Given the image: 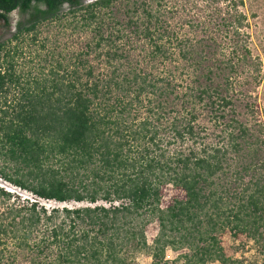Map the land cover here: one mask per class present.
<instances>
[{"label": "trees", "instance_id": "16d2710c", "mask_svg": "<svg viewBox=\"0 0 264 264\" xmlns=\"http://www.w3.org/2000/svg\"><path fill=\"white\" fill-rule=\"evenodd\" d=\"M163 2L0 0L6 26L14 11L24 15L15 39L71 15L95 35L88 50L105 47L99 55L113 67L94 80L80 59L90 52L81 51L71 70L61 73V63L27 80L16 67L19 45L0 37V144L13 165L0 174L34 195L0 209V264H147L144 253L149 264H264V122L252 121L261 61L246 0H206L216 23L204 32L218 37L196 41L173 29ZM115 8L122 18L111 21ZM132 35L150 42L164 75L133 65L124 49ZM12 89L19 96L9 101ZM205 112L221 128L218 143L198 123ZM167 184L185 196L163 207ZM13 195L0 187L4 200ZM151 219L159 229L150 242Z\"/></svg>", "mask_w": 264, "mask_h": 264}, {"label": "rangeland", "instance_id": "374dc122", "mask_svg": "<svg viewBox=\"0 0 264 264\" xmlns=\"http://www.w3.org/2000/svg\"><path fill=\"white\" fill-rule=\"evenodd\" d=\"M92 1V0H91ZM152 1V0H151ZM164 9L169 17L170 24L173 29L179 32L180 35L185 36L189 39H200L206 36L207 39L218 37L217 33L208 34L204 32V28L214 29L213 22L216 23L213 18V8L206 0H164ZM154 5L155 2H153ZM225 5V2L222 3ZM121 7V4H117ZM241 9L246 11L248 14V21L250 26L246 27L247 31L251 33L249 39L250 46L254 55L259 56L260 59V81L257 85H253L252 99L256 104L255 113L256 117L252 118L264 122V0H246V5L241 6ZM116 12V8L113 9ZM117 15L118 19L122 18L120 12L108 15V18L113 21V18ZM214 15V16H213ZM24 15L19 13L17 10L11 13L10 20L11 26H6L3 21H0V37L1 40L7 43L8 48L19 45V54H17L15 61L16 67L19 73L23 74V77L27 80H41L48 77L52 69L59 70V64L62 63L63 67L60 68V72L64 73L67 70H71L73 65L77 62V58L81 51H89V55H82L81 60H87L86 66L82 67V72L89 67L93 68L92 79H100L102 81L107 80L113 71V67L106 62L105 55H99L103 52L105 47L94 49L93 51L88 50L89 43H95V35L91 28H81L76 26V22L73 16H64L59 20L48 21L40 25L37 36L32 34H25L19 39H15L14 34L16 31V23L18 20L23 18ZM124 17V16H123ZM204 24V25H203ZM196 39L194 41H196ZM126 40V39H125ZM124 40V41H125ZM122 41L121 43H123ZM124 49L129 54V59L132 60L133 65L137 67H143L146 71H152L156 74L164 75L165 65L162 62H156L150 60L151 44L145 39L138 37L127 38L124 42ZM117 64H120L117 61ZM127 64V62H126ZM127 66V65H126ZM120 68L121 72L124 67ZM90 78L86 73L83 74V79ZM125 91L115 90V95L124 94ZM19 96L18 89H12L8 94L7 99L10 101L15 97ZM5 97H0V109L7 105L3 103ZM142 115L145 112L142 108ZM133 115V114H132ZM132 115L129 120H132ZM198 123L201 127H206L209 133L208 141L218 143L222 138L220 137L221 128L217 127L214 122L205 113H202ZM4 149L0 144V168L10 172L13 165L4 155ZM0 187L6 191H12L14 194L11 200H4L3 196H0V209H4L6 205L16 201L23 202L25 199H33L32 193L22 190L12 182H10L5 176L0 174ZM162 206L166 207L170 204L174 197H184L185 193L182 189L174 186L173 184H167L163 187ZM4 200V201H3ZM41 203L47 207H63L77 205L74 201L59 203L56 201L40 200ZM83 204V202L78 203ZM159 229L157 219H151L147 226L146 232L150 242L156 235ZM229 231H225L222 234L225 245L229 251H233V244L229 236ZM3 245H0V248ZM176 253L169 250L168 258L173 259ZM140 260L144 263L149 264L151 257L144 253L141 254Z\"/></svg>", "mask_w": 264, "mask_h": 264}, {"label": "water", "instance_id": "95a60500", "mask_svg": "<svg viewBox=\"0 0 264 264\" xmlns=\"http://www.w3.org/2000/svg\"><path fill=\"white\" fill-rule=\"evenodd\" d=\"M87 2H90L91 0H86ZM92 1H94V0H92Z\"/></svg>", "mask_w": 264, "mask_h": 264}]
</instances>
